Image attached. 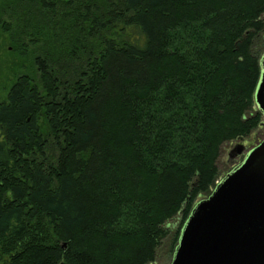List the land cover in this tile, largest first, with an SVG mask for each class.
I'll use <instances>...</instances> for the list:
<instances>
[{
	"label": "trees",
	"instance_id": "16d2710c",
	"mask_svg": "<svg viewBox=\"0 0 264 264\" xmlns=\"http://www.w3.org/2000/svg\"><path fill=\"white\" fill-rule=\"evenodd\" d=\"M263 16L264 0H0L17 60L0 64V264L174 253L220 147L262 120Z\"/></svg>",
	"mask_w": 264,
	"mask_h": 264
},
{
	"label": "water",
	"instance_id": "95a60500",
	"mask_svg": "<svg viewBox=\"0 0 264 264\" xmlns=\"http://www.w3.org/2000/svg\"><path fill=\"white\" fill-rule=\"evenodd\" d=\"M259 64L253 100L264 129V53ZM170 264H264V137L195 204Z\"/></svg>",
	"mask_w": 264,
	"mask_h": 264
},
{
	"label": "rangeland",
	"instance_id": "374dc122",
	"mask_svg": "<svg viewBox=\"0 0 264 264\" xmlns=\"http://www.w3.org/2000/svg\"><path fill=\"white\" fill-rule=\"evenodd\" d=\"M262 20L264 21V16L262 17ZM9 51H12L10 47H7ZM256 50L259 51L260 56L263 55L264 53V35L261 36V39L258 43V46L256 45L255 47ZM10 60V65L9 68L10 70V75L12 74V67L14 64H16V61L13 56L8 55L6 56L4 51L0 49V64L4 61H9ZM13 61L15 63L13 64ZM3 73H9V70L6 68H3L2 70ZM264 137V129L263 128H256L253 130L246 138H244V143L245 145L251 149L252 145H255L259 140H262ZM243 143L239 141H231V142H226L222 144L220 147V153L219 157L216 161V167L218 170V179L217 182H219L227 173L231 171L233 167L236 165L240 164L245 156V154L248 152L249 149L247 150H242V153L240 155H235V156H230L232 154L237 146H242ZM207 198L206 196H202L198 199V201L203 200ZM180 224V217H174L172 220L168 221L166 224V228L169 229L170 235L173 234L175 230L179 227ZM167 245H168V239L167 241L164 242L163 246L158 250L157 252V258L156 261L153 264H170L172 260V254H169L167 251Z\"/></svg>",
	"mask_w": 264,
	"mask_h": 264
},
{
	"label": "flooded vegetation",
	"instance_id": "af4514ba",
	"mask_svg": "<svg viewBox=\"0 0 264 264\" xmlns=\"http://www.w3.org/2000/svg\"><path fill=\"white\" fill-rule=\"evenodd\" d=\"M259 142V141H258ZM258 142L256 143V144H258ZM255 144V145H256ZM252 146H254V145H252ZM247 149H249L246 145H245V143H243L242 144V150H247Z\"/></svg>",
	"mask_w": 264,
	"mask_h": 264
}]
</instances>
